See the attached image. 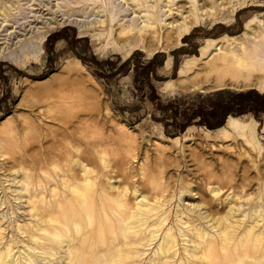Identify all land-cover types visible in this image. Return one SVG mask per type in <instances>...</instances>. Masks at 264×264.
Here are the masks:
<instances>
[{"label": "rangeland", "instance_id": "374dc122", "mask_svg": "<svg viewBox=\"0 0 264 264\" xmlns=\"http://www.w3.org/2000/svg\"><path fill=\"white\" fill-rule=\"evenodd\" d=\"M32 1L36 15L65 22L49 30L38 49L14 44L0 58V249L12 244L15 263L28 264L25 233L35 221L25 200L29 194L14 199L17 184L8 172L21 167L35 177L39 167L51 170V163L64 159H79L94 170V195L101 186L112 191V185L126 189L129 205L135 206L138 193L149 200L154 209L140 216L136 235L155 237L140 247V264L149 263L166 229L177 235L174 248L187 258L193 236L185 243L180 233L189 227L208 231L211 217L226 210L227 194L245 213L237 230L257 203L262 204L257 223H264V54L256 46L264 41V0H127L124 11L118 0ZM25 5V0H0L16 19L30 15ZM167 5L175 8L169 20L187 14L180 30L166 33L164 40L148 37L128 54L113 49L123 48L115 43L124 36L117 32L123 14L145 9L157 19ZM98 18L109 23L104 32L93 29L104 26ZM216 43L222 51L214 49ZM231 53L246 57L241 67L232 64L221 83L200 79L212 59ZM228 116L252 125L251 132L226 127ZM95 142L107 151L98 153ZM62 150L61 160L32 163ZM100 155L113 170L102 168ZM50 174L42 189L30 188L40 208L49 204L50 184L57 194H67L58 176ZM97 197L90 204L94 215L102 203ZM84 244L91 248L96 240L89 235ZM33 264H39L36 255Z\"/></svg>", "mask_w": 264, "mask_h": 264}, {"label": "bare ground", "instance_id": "6f19581e", "mask_svg": "<svg viewBox=\"0 0 264 264\" xmlns=\"http://www.w3.org/2000/svg\"><path fill=\"white\" fill-rule=\"evenodd\" d=\"M117 2L120 3L122 10L123 7L128 6L127 0H118ZM25 3L28 8L26 13H30L34 16V19L27 18V16H30L27 14L16 19L11 16L12 14L10 15V10L8 11L5 7L0 6V58L5 57L14 44H19V47L28 46L31 50L38 49V43H41L47 32L65 22V20L59 21L60 19L52 22L50 19H44V17L33 13L35 8L32 0H25ZM167 6L165 10H162L163 12L158 13L157 19L153 13L145 9L136 12L131 11V16L130 14H123L121 18L123 22L117 32L124 36L115 39L117 47L122 46L123 48L113 49L128 54L132 47L141 46L142 43L148 40V37L154 38L161 35V38H163L167 36L166 33L168 32L175 33L180 30L186 23H184V19L187 14L182 16L181 21L169 20L168 16L175 14V8ZM10 7L12 6L10 5ZM13 9H16V7ZM141 12L144 14H141ZM125 15L128 16L125 17ZM38 17L41 19L38 20ZM19 19L23 20L19 21ZM165 20H167L166 26H163ZM97 22L104 24V26L94 25L93 29L96 32H104L109 25V23H105L104 19L98 18ZM21 24H23V28H20ZM111 30L113 29L111 28ZM30 33H32L31 36L35 37L33 41L30 38ZM96 36V38H99L97 33ZM161 44L158 47H164ZM256 46H261L259 55L264 54V41L261 45ZM214 49L222 51L223 46L216 43ZM231 54L230 57L221 54L212 59L207 65L208 70H205L200 79L202 81L213 79L216 83H221L226 74L225 71L230 70L232 64H237L240 67L244 64L245 56H242L241 53ZM33 56L29 55V58L34 59L36 57V55ZM262 56L264 57V55ZM260 66V69H264V65L260 64ZM211 73H213L212 76H210ZM227 120L225 126L233 130L248 133L251 132L249 129L253 128L252 125L246 126L237 117L228 116ZM94 145L98 153L107 151L102 143L96 145L95 142ZM136 148L137 146L133 145V149ZM62 151L53 154L49 152L47 154H51V157L47 158L46 154L43 160H34L32 163L40 165L43 164L41 162L45 161L48 163L50 160H61L66 153ZM99 157V164L105 171L113 170L114 164H111L110 160H106L103 155ZM64 160L67 161L68 159ZM66 161L51 163V170H44L39 167V174L35 177L27 170L21 169V167L11 169L12 172L8 170L7 176L10 175L11 181L15 182V185L17 184L15 190L18 196L14 199L25 198L28 193L29 195H26L25 200L26 203H29L27 207L35 220L32 231L25 233L28 237V243L26 244L24 257L28 264H33L35 255L39 260V264H88L87 259L91 261V264H140L139 258L143 254L140 247L155 237L153 232L149 235H136V228L141 225L140 216L154 209L149 200L146 199L145 195L138 193L140 199L134 202L135 206L129 205L125 195L126 189L122 190V187L117 189V186L112 185H109L112 191H103L101 186L99 190H95L94 195L92 185L97 177V175L92 174L94 170L89 168L87 164H80L79 159H71L69 163H65ZM62 166H64V169ZM86 166L88 167L86 168ZM52 172L58 176L63 192L65 191L67 194H57V186L50 184L51 199L48 200L49 204L47 207L40 208L35 204V193L31 194L30 188L34 187L36 190L38 187V189H42L43 178H51L50 173ZM101 172L99 173L101 174ZM16 174L20 176L17 180ZM134 190L138 192L137 189ZM210 190L213 196L217 195V190L213 188ZM97 196H100L102 203H98L99 215H94L90 204L93 197H95L93 201H99ZM225 199H227L226 210L218 213V216L211 217L213 222L209 225L210 228L207 225L208 231L189 227V232L180 233L182 237L185 235V243L190 241V236H193L187 258L179 256V251L177 252V249L174 248L177 245V235L166 229L158 238L155 249L149 253L151 259L148 264H264V223L258 224L262 204L257 203L252 206L251 216L246 219L242 230L239 231L237 227L242 222L245 213L239 211V207L231 196L227 194ZM2 203L3 201H0V206ZM208 214L206 213V215ZM0 215L4 216V212L2 211ZM161 222H163V218H160L158 224H161ZM158 224L153 228H157ZM16 229L19 233L25 231L19 225L16 226ZM89 235L96 240V244L91 248H88L86 244L83 245V239L89 237ZM213 237H216V239ZM29 249L32 252L35 249L37 252L33 254ZM185 250L186 248L183 251L185 252ZM12 251L13 245L9 243H6L3 249H0V264H16Z\"/></svg>", "mask_w": 264, "mask_h": 264}]
</instances>
